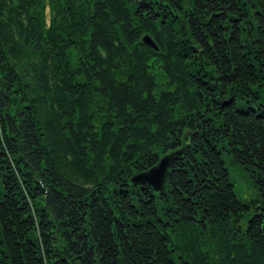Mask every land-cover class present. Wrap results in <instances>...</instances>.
<instances>
[{"label":"trees","instance_id":"trees-1","mask_svg":"<svg viewBox=\"0 0 264 264\" xmlns=\"http://www.w3.org/2000/svg\"><path fill=\"white\" fill-rule=\"evenodd\" d=\"M0 264H264V0H0Z\"/></svg>","mask_w":264,"mask_h":264},{"label":"rangeland","instance_id":"rangeland-1","mask_svg":"<svg viewBox=\"0 0 264 264\" xmlns=\"http://www.w3.org/2000/svg\"><path fill=\"white\" fill-rule=\"evenodd\" d=\"M159 74V72L157 71ZM224 158L227 163V167L230 170L231 179L235 184V191L238 197L245 203H254L252 211H259L256 209V205H262V196L257 190L252 175L246 167L236 163L232 160V155L227 151H224ZM257 201V202H256ZM246 221L245 219L243 220Z\"/></svg>","mask_w":264,"mask_h":264},{"label":"water","instance_id":"water-1","mask_svg":"<svg viewBox=\"0 0 264 264\" xmlns=\"http://www.w3.org/2000/svg\"><path fill=\"white\" fill-rule=\"evenodd\" d=\"M144 42L155 49L158 48L149 35L144 37ZM172 156L173 154H167L160 158L154 167L134 174L132 177L133 184H148L156 192L163 191L168 179V169Z\"/></svg>","mask_w":264,"mask_h":264},{"label":"bare ground","instance_id":"bare-ground-1","mask_svg":"<svg viewBox=\"0 0 264 264\" xmlns=\"http://www.w3.org/2000/svg\"><path fill=\"white\" fill-rule=\"evenodd\" d=\"M160 192H162V191H160Z\"/></svg>","mask_w":264,"mask_h":264}]
</instances>
